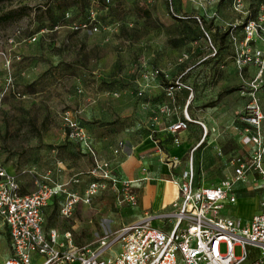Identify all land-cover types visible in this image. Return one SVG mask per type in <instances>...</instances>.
<instances>
[{
	"label": "rangeland",
	"instance_id": "obj_1",
	"mask_svg": "<svg viewBox=\"0 0 264 264\" xmlns=\"http://www.w3.org/2000/svg\"><path fill=\"white\" fill-rule=\"evenodd\" d=\"M263 6L264 0H242V10L256 15ZM90 8L96 11L103 25L101 31L97 34L73 32L70 22L80 19ZM66 13L70 17L63 20ZM242 18L244 16L234 12L233 0H114L109 6L102 0H0V165L8 171L12 168L24 182L30 179L22 172L36 160L33 150L62 146L63 111H77L73 102L78 99L84 104L98 102L102 97L96 87L110 82L107 78L113 72L116 59L119 63L123 58L126 63L123 67L129 68L141 49L149 50L152 57H156L160 47L168 42L180 45L179 54L190 49L195 63L199 61L196 66H205L206 61L200 59L209 54L213 46L225 57L227 83L235 89L231 93L222 88L217 90L214 97L188 110L191 118L209 114L212 121L217 122L219 116L243 115L248 100L242 93L245 95V88L254 79L257 69L246 67L242 77L235 76L232 38L238 41L234 33L240 34V31V37L243 36ZM54 22H60L58 28H53ZM32 35L36 36V41L29 43ZM187 35L193 36L189 46L182 40ZM138 41L147 44L141 46ZM96 70L105 78H94ZM235 78H239L238 81ZM78 89L84 93L78 94ZM17 93L22 97H17ZM259 97L264 108V85ZM227 122L222 121L225 137L221 153L227 154L228 161L245 157L236 136L227 132ZM228 172L231 171L225 174ZM211 174L219 180L225 177L221 172ZM88 182L85 175L80 176V184H84L80 193ZM234 193L239 201L232 206L225 205L222 216L245 220L263 210L262 194L251 184L238 183ZM55 201L45 207L49 213L47 226L56 221L63 230L74 232L79 247L84 244L80 238L83 242L99 240L105 236L104 232L111 228L117 232L122 226L123 208L117 205L109 189L99 195L98 201L84 206L83 212L74 209L69 219H59L61 207ZM76 225L81 229L79 232H75ZM225 251L222 246L221 252ZM241 254V247L235 246L234 255L240 257ZM10 256L9 238L0 221V264Z\"/></svg>",
	"mask_w": 264,
	"mask_h": 264
},
{
	"label": "built area",
	"instance_id": "obj_2",
	"mask_svg": "<svg viewBox=\"0 0 264 264\" xmlns=\"http://www.w3.org/2000/svg\"><path fill=\"white\" fill-rule=\"evenodd\" d=\"M105 3L109 5L111 0ZM233 10L244 16L241 42L232 38L235 68L239 73L250 66L257 71L245 88L248 102L244 114L239 115L244 124L241 143L251 150L245 158L239 156L228 161L232 177L217 186L196 187L189 165L173 180L179 197L171 205L173 222L169 230L152 227L153 217L146 214L142 220L123 226L92 245L79 247L68 232L61 237L56 229L44 230L42 211L49 203L63 197L59 217L69 219L77 204L90 205L92 199L106 189L111 190L119 207L136 206L137 197L132 190L134 181L117 179L111 163L96 153L78 121L80 112L65 110L62 122L67 140L81 146L92 161L91 168L84 173L89 179L88 187L83 195L69 189L70 185H78L84 174L63 183L53 181L49 174L40 177L33 193L22 195L16 176L0 165V221L7 229L11 247V256L3 264H32L33 255L43 257L42 264H264V108L259 97L264 85V6L256 15L242 10V0H233ZM96 17L97 13L91 9L84 21L71 24V30L97 34L102 27ZM35 41L36 36L28 39L29 43ZM159 75V71H151L144 78L149 80ZM10 83L11 79L8 85ZM180 88L178 81L170 84L166 96L172 98ZM77 93L83 91L78 89ZM142 95V91L137 93L138 97ZM16 96L22 97L19 93ZM159 113L167 117L177 114L176 109L167 104ZM191 123L193 120L183 112L182 119L168 127L175 145H179L177 133L186 131ZM118 152L119 148L114 150V154ZM249 176L254 177V185L263 195L260 202L263 210L247 221L222 216L225 205L237 203L234 186L246 182ZM115 245H119V252L106 257V252ZM222 246L225 253L221 252ZM235 246L242 249L240 257L234 255Z\"/></svg>",
	"mask_w": 264,
	"mask_h": 264
},
{
	"label": "crops",
	"instance_id": "obj_3",
	"mask_svg": "<svg viewBox=\"0 0 264 264\" xmlns=\"http://www.w3.org/2000/svg\"><path fill=\"white\" fill-rule=\"evenodd\" d=\"M233 26L236 28L238 25ZM234 34L238 35V42H241L243 38V36L240 37L241 31L240 34L237 32ZM183 40V44L189 46V43H193L191 42L193 36L187 35ZM124 43L129 45L130 41ZM136 43L141 46L147 44L143 41ZM179 47L180 45L178 46L174 42L165 43L160 47V53L156 57H152L153 54L142 47L137 60L129 68L123 67L126 64L123 58L119 63L116 59L113 72L107 78L110 82H103L99 87H96L99 88V91L98 89L96 91L103 99L99 97L98 102L91 101L86 104L81 103L79 99L73 102V108L80 112L78 121L89 136L96 153L111 163L113 174L117 179L134 181L132 190L137 197V204L134 207H122L121 227L138 222L147 214L153 217L152 227L161 231L169 230L173 222V217L170 216L171 205L179 197L178 188L173 180L178 179L181 173L189 168V165L192 166L196 187L217 186L232 177L233 170L228 164L229 158L226 157L227 154H222L220 151L225 137L223 120L229 121L226 123L228 124L226 130L236 136L237 143L245 150V157L251 150L250 147H244L241 143L244 124L237 113L232 118L219 116L217 122H213L214 119L209 114L206 116L202 114V117L198 118H191L189 115L190 108L205 102V99L207 101L214 97L217 90L222 88V91L226 90L225 92L229 93L234 89L233 85L227 83L228 69L224 65L225 57L212 46L210 53L200 59L206 61L205 66H196L199 61L195 63L193 52L187 49L186 53L179 54ZM151 71H159L160 75L149 80L143 78L147 72ZM242 72L239 73L237 70L235 76L242 77L244 75ZM93 74L97 80L105 78L99 75L97 70ZM235 79L238 81L239 78ZM176 81L182 85V88L176 90L172 98H168L166 90L170 84ZM139 91L143 92L141 97L137 96ZM114 93L117 94L116 98L113 97ZM242 94L245 96L244 93ZM106 95H109V98ZM166 104L175 108L177 114L167 117L159 113V109ZM183 112L193 120V123L186 131L177 133L175 137L179 140V145H175L173 143L174 136L168 132V127L177 119H182ZM198 123H201L204 129ZM150 133H152V137ZM62 135L64 141L61 147H52L48 150L47 146H42L41 149L33 150V153L37 154L34 155L37 158L22 172L23 175L31 177L25 181L27 183L21 180L22 177L18 173L15 174L12 168L9 169V172L16 176L20 194L33 193L37 187L36 182L42 176L50 174L53 181L63 183L68 182L75 175L86 173L91 168V158L84 149L78 144L68 141L67 138L65 139L64 132ZM117 148H119V152L114 154V150ZM245 157L243 156V158ZM225 158H227L226 161ZM223 166L225 167L223 168ZM229 170L231 172L225 174V171ZM211 172H221L220 175L225 177L219 180L218 177H213ZM253 179L254 177L249 176L247 181L242 184H251L252 187H255ZM208 182L210 186H206ZM88 184L82 193L79 190L83 189L84 184L70 185L69 189L71 192L83 195ZM257 190L260 191L258 188ZM102 192L97 195L98 197L92 199L91 204L98 201ZM236 198L238 202L239 199ZM55 200L61 207L64 198L59 197ZM80 204L82 203L74 207L75 212L81 213L85 209L84 206L91 205L80 206ZM47 210L48 208H44L42 211L44 230L56 229L62 237L68 231L57 226L56 221L50 222V219L51 224L47 226L49 215ZM249 219L251 218L244 221ZM76 223L79 224L77 221ZM75 228H77L75 232L81 230L77 225ZM114 232L111 228L104 233L106 236ZM68 233L72 235L75 243L74 236L76 234L71 231ZM80 241L84 243L83 246H88L98 240L90 239L83 242V239L80 238ZM118 252L119 245H115L106 252V257L115 256ZM32 258V264L44 262V258L39 255H33Z\"/></svg>",
	"mask_w": 264,
	"mask_h": 264
},
{
	"label": "trees",
	"instance_id": "obj_4",
	"mask_svg": "<svg viewBox=\"0 0 264 264\" xmlns=\"http://www.w3.org/2000/svg\"><path fill=\"white\" fill-rule=\"evenodd\" d=\"M114 0H111V3L113 2ZM102 2H103V4L105 5V6H109V5H106V3H105V0H102ZM91 10V8L90 9H88L86 12H85V14L80 18V19H78L77 21H75V22H78V21H84L86 18H87V15H88V12ZM96 12V11H95ZM66 14H68V13H66ZM66 14L64 15V17L62 18L63 20H66V19H69V18H66ZM255 14V13H254ZM69 17H70V15H69ZM66 18V19H65ZM96 19H97V22L98 23H100V21H99V19H98V16L96 17ZM62 20V21H63ZM60 23V22H59ZM59 23H56V22H54V24H53V28H58V25H59ZM71 24L72 23H74V21H72V22H70ZM100 25H101V27L103 26L101 23H100ZM103 28V27H102ZM32 36H34V35H32ZM31 36V37H32ZM183 40V39H182ZM233 91H235V89H232L231 91H229V93H231V92H233Z\"/></svg>",
	"mask_w": 264,
	"mask_h": 264
}]
</instances>
